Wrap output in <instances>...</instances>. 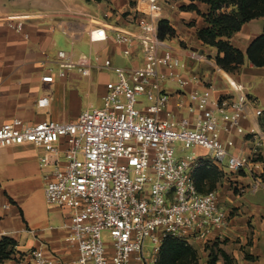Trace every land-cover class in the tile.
Segmentation results:
<instances>
[{
  "label": "built area",
  "instance_id": "1",
  "mask_svg": "<svg viewBox=\"0 0 264 264\" xmlns=\"http://www.w3.org/2000/svg\"><path fill=\"white\" fill-rule=\"evenodd\" d=\"M162 9L163 0H136L127 14L128 27L88 30L92 43L111 37L123 57L140 56L139 64L113 65L97 54L73 57L58 50V69L49 67L41 76L52 82L68 71L87 77L93 69L111 70L114 77L105 83L101 107L85 109L71 121L14 118L0 125V148L31 144L39 149L45 202L70 212L63 227L69 231L65 241L76 247V259L65 263L35 248L31 264H157L166 238L204 239L226 226L228 213L218 190L201 193L196 186L197 167L215 166L228 174L258 164L252 157L264 147L263 110L234 81L227 80L229 90L222 93L213 82L186 91L200 77L160 38ZM41 16L13 14L2 20L23 33L28 20ZM189 57L206 60L196 50ZM169 85L186 97L187 105L182 98L177 106L193 119H177L171 111ZM47 105V97L38 99V107ZM237 137L241 143L251 140L249 153ZM174 142L194 150L178 157ZM146 238L151 251L145 249Z\"/></svg>",
  "mask_w": 264,
  "mask_h": 264
},
{
  "label": "crops",
  "instance_id": "2",
  "mask_svg": "<svg viewBox=\"0 0 264 264\" xmlns=\"http://www.w3.org/2000/svg\"><path fill=\"white\" fill-rule=\"evenodd\" d=\"M190 3V0H163L161 12V20L173 29V35L166 36L165 41L182 59L188 57L192 61V66L186 63L187 67L200 77V82L186 91L209 82L214 83L219 93L228 91V82L218 74L220 71L228 81L247 89L243 83L249 85L252 68L264 66H254L245 56L239 71L231 76L218 68L217 49L203 44L196 34L198 29L207 26L201 14L209 6L194 1L197 10L183 8ZM134 5L129 0H0V125L14 118L28 123L75 120L81 111L96 108L89 101L94 94L102 105L105 83L114 77L111 70L93 69L87 77L68 71L52 82H43L41 76L48 73L49 67L58 69L55 63L58 50L73 57L97 54L113 65L139 64L140 56L123 57L111 37L107 42L95 43L88 37V30L96 25H106L108 31L117 26L128 27L127 14ZM41 8L46 12L40 11ZM93 9L100 10L101 14L92 12ZM39 13L41 17L30 19L24 25L23 33L28 37L10 29L2 20L7 15ZM263 26L264 17L254 18L243 24L229 41L245 53L251 42L262 34ZM180 43L186 47L181 48ZM197 46L206 48L207 54H203L206 60L200 62L189 57ZM168 89L170 109L176 118L193 119L194 114L177 106L182 98L187 105L186 97L174 85ZM42 97H47L48 105L38 107L37 101ZM244 126L249 127L250 123L244 121ZM236 142L246 153L253 147L251 140L241 143L237 137ZM38 154L39 149L31 144L0 148V238L9 236L17 242L14 258L0 264H31L30 252L35 248H42L45 254L55 255L65 263L76 259V247L65 241L69 231L63 227L68 223L70 212L45 202ZM261 154L264 156V151ZM255 165L228 173L217 187L220 204L228 213L223 230L204 239L185 240L196 250L198 264H208L211 249L215 252L221 249L234 264H264V158ZM217 264H225L219 253Z\"/></svg>",
  "mask_w": 264,
  "mask_h": 264
},
{
  "label": "trees",
  "instance_id": "3",
  "mask_svg": "<svg viewBox=\"0 0 264 264\" xmlns=\"http://www.w3.org/2000/svg\"><path fill=\"white\" fill-rule=\"evenodd\" d=\"M191 3L184 6V9L197 10L193 3L200 1L206 3L209 8L203 16L207 26L198 29L196 34L198 39L206 45L214 46L217 49L215 57L216 64L229 73H236L240 66L244 63L245 56L254 66H264V26L262 34L256 37L246 49L245 53L237 47L233 46L229 39L238 32L242 25L246 22L264 17V0H190ZM131 6L135 4V0H130ZM173 35V29L168 25L167 21L159 22V36L164 39L166 36ZM264 116V110L263 115ZM215 166L202 165L195 169L194 179L198 186L197 175L204 173L203 179L207 180L210 170ZM217 168V167H216ZM209 192V191H208ZM206 193V192H201ZM17 242L9 237L2 236L0 238V263L13 259L16 254ZM218 253L224 260L225 264H234L232 259L221 249L215 252L211 249L208 264H217ZM198 264V256L196 250L185 240L177 237L166 238L160 246L157 264Z\"/></svg>",
  "mask_w": 264,
  "mask_h": 264
},
{
  "label": "rangeland",
  "instance_id": "4",
  "mask_svg": "<svg viewBox=\"0 0 264 264\" xmlns=\"http://www.w3.org/2000/svg\"><path fill=\"white\" fill-rule=\"evenodd\" d=\"M81 3L85 4L84 1H81ZM85 5H87V4H85ZM89 10H91V9L89 8ZM40 11L46 12V9L41 8ZM92 12H94L96 14H101L100 10L93 9ZM180 47L185 48L186 46H185V44L180 43ZM193 49H195L196 52H198V53L207 54V50L203 46H197L196 48H193ZM183 60L186 63L189 62V64L192 66L193 63L188 57H183ZM218 68H220V66H218ZM221 69L224 72H226L229 76H231L232 73L227 72L223 68H221ZM218 74L222 77L223 80H226V82H228L227 79L224 77L222 71L218 72ZM248 79H249V85L243 83V85L245 87H248L247 89H244V92L247 93L250 96V98L255 101L257 108L264 110V68H252V72L250 71V73L248 75ZM89 101H91L93 104V106H91V107H99L101 105L100 104L101 101L99 99H97L95 94L90 96ZM259 125H260L261 130L264 131V116L259 118ZM173 146H174L176 155L178 157L179 156L183 157V156L189 154L190 152H192V150H194V148L184 149L180 142H174ZM195 150L197 151V153H201V154L204 153V151L200 148H196ZM262 151H264V147H263ZM263 158H264V156L260 152H257L252 157V161H255V162L256 161H263ZM210 171L211 172L209 173L207 180H206V178H205V180H201V178L203 179V176H204L203 172H200L197 175V179H198V183H199L198 186H199V189L201 192H208V191H212L214 189H217L218 185L220 186V184L222 182V178H224L225 176H228L227 173L219 170L216 167H214ZM103 236L106 238L107 234L104 233ZM152 245L153 244L151 242V239L146 238L145 249L147 251H151ZM180 264H184V263H180Z\"/></svg>",
  "mask_w": 264,
  "mask_h": 264
}]
</instances>
